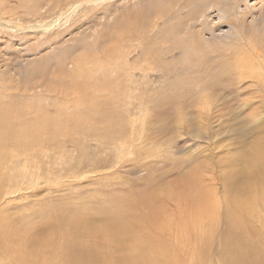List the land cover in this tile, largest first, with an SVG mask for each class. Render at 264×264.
Listing matches in <instances>:
<instances>
[{"label": "rangeland", "instance_id": "374dc122", "mask_svg": "<svg viewBox=\"0 0 264 264\" xmlns=\"http://www.w3.org/2000/svg\"><path fill=\"white\" fill-rule=\"evenodd\" d=\"M42 1L0 0V264H20L46 239L61 237L56 227L66 228L76 209L90 215L77 243L102 264L106 256L92 251L124 264L125 244L127 264H264L261 59L248 51L254 67L245 72H259L243 78L220 65L237 48L231 38L207 47L200 40L199 53L189 55L205 62L192 71L189 38L197 40L198 26L217 15L214 6L198 15L193 5L201 0H46L52 8H31ZM241 5L249 19L258 14ZM94 27L102 32L85 40ZM68 52L64 65L54 61ZM77 116L82 121L67 132ZM82 203L88 207L80 210ZM148 237L162 247L150 262Z\"/></svg>", "mask_w": 264, "mask_h": 264}, {"label": "bare ground", "instance_id": "6f19581e", "mask_svg": "<svg viewBox=\"0 0 264 264\" xmlns=\"http://www.w3.org/2000/svg\"><path fill=\"white\" fill-rule=\"evenodd\" d=\"M32 1V0H31ZM51 1V0H50ZM145 1V0H144ZM192 1H194V0H192ZM191 1V2H192ZM220 1V4L219 5H216L217 7H215V5H214V3H213V1H211V2H209L208 0H201V2H199V3H197V1L195 2L196 4L195 5H193L196 9V13L198 14V15H202V14H206V13H208V10L211 8V6H214V9H216L215 11H216V13H217V15L215 16L214 14H208L207 15V17L205 18V20L203 21V24H201L200 26H198V27H200L199 29H197L196 31H197V34H198V36H199V38H197V40L195 39V41H193L194 39L192 38L193 36L191 35V37L189 38V49L186 51L187 52V54L189 55V54H195V55H197L198 53H199V51L201 50V47H203V46H200L199 45V41L200 40H202L203 41V43H205L206 44V47L208 46V44L210 43L209 41L211 40L212 42L211 43H213L214 42V45H218V44H222V43H224V41L225 42H227V39H230L229 40V42H232V43H236L237 45L235 46V45H233V47H237L236 48V50L234 49V51L233 52H227L228 54H225V57H227V62H220L221 64L220 65H223V66H231V67H234L236 70H237V72L238 73H240L241 74V76H243V78H245L244 77V75H246V74H249V75H257L258 74V72L259 71H257V72H255V73H251V72H245L246 70H252L253 69V67H254V65H252V63H251V60H252V58H255V57H251L250 56V54L248 53V51H251L252 52V54H254L255 56H256V58H257V62L258 63H260V60L259 59H261V61H262V64L264 63L263 62V59L261 58V53L259 52V45H258V39L256 38V36H255V34H257V30H258V27H260V22L262 21V22H264V0H256L258 3H253V4H251L252 3V0H219ZM255 1V0H254ZM2 2V1H1ZM34 2V1H33ZM39 2V1H38ZM128 2V1H127ZM130 2V1H129ZM128 2V3H129ZM243 2H245V4L247 5H249L250 7H251V9L253 10V11H257V13L258 14H256V15H251V19H249V14H251V13H247V12H245L244 10H243V8H242V3ZM3 3V2H2ZM2 3H1V5H2ZM76 3V2H75ZM127 3V5H129ZM219 3V2H218ZM48 3H47V1L46 0H43L42 1V4L37 8V7H35V6H32L31 8L32 9H37V10H39L40 11V9L41 8H44V5H47ZM77 4H79V2H77L76 4H74V7L77 5ZM141 4V3H140ZM178 4V3H177ZM193 4V3H192ZM126 5V6H127ZM57 6H59V5H57ZM188 6H189V4H188ZM0 7H2V6H0ZM47 7L48 8H50L48 5H47ZM47 7H46V9H47ZM56 7V6H55ZM61 7V6H60ZM128 7V6H127ZM249 7V8H250ZM52 8V7H51ZM62 8V7H61ZM120 8V7H119ZM129 8V7H128ZM248 8V7H247ZM117 9V8H116ZM121 9H123V8H121ZM36 10V11H37ZM51 10V9H50ZM55 10V9H54ZM128 10V9H127ZM35 11V12H36ZM126 11V10H125ZM115 12V11H114ZM212 12V11H211ZM249 12V11H248ZM189 13H191V12H189ZM125 14H126V12H125ZM170 14V13H169ZM179 15H181V14H179ZM178 15V16H179ZM190 14H188V16H189ZM41 16V15H40ZM65 16H67L66 14H65ZM126 16V15H125ZM196 16V15H195ZM194 16V17H195ZM212 16V18H211V22L209 21L210 19V17ZM180 17V16H179ZM193 17V16H192ZM192 17H191V19H192ZM178 18V17H177ZM199 18V17H198ZM60 19V18H59ZM176 19V18H175ZM207 19H208V21H207ZM173 22V21H172ZM182 22H185V21H182ZM181 22V23H182ZM189 22V21H188ZM209 22V23H208ZM52 25H54V24H52ZM52 25H50V24H46V27L47 28H45L46 30H48L49 28H50V26H52ZM95 25H97V26H95ZM177 25V24H176ZM94 26L95 27H98L99 28V24L96 22L95 24H94ZM175 26V25H174ZM183 26L185 27V25L183 24ZM91 28V29H87V31L88 30H91L89 33H88V35H86V38H85V40H89V38H92V36L93 35H99L100 34V32H102V30L100 29V32H99V29L98 28ZM171 27V26H170ZM176 27H178V26H176ZM175 27V28H176ZM179 27H181V26H179ZM225 27H228V30H226V32H225ZM37 28V27H36ZM174 28V29H175ZM183 28V27H182ZM97 29V30H96ZM104 29V28H103ZM174 29H172V31L173 32H175L174 31ZM180 29V31L182 30L181 28H179ZM193 30V29H192ZM195 30V29H194ZM206 30H208V31H206ZM79 31H80V29H79ZM85 31V30H84ZM168 31V30H167ZM177 31H178V28H177ZM185 31V30H184ZM254 32L253 34H251V32ZM256 31V32H255ZM106 32V31H105ZM182 32H183V30H182ZM181 32H179V34H180ZM184 33V32H183ZM64 34V33H63ZM102 34V33H101ZM174 35L173 36H175L176 35V33H173ZM206 34H209V35H211L210 37H211V39L210 38H207L206 39ZM107 35V34H106ZM179 36V35H178ZM189 36V35H188ZM63 37V36H62ZM94 37V36H93ZM104 37H105V35L104 34H102L101 35V39L99 40L101 43L103 42V40H104ZM107 38V37H106ZM174 38V37H173ZM81 39V38H80ZM96 39V38H95ZM108 39V38H107ZM106 39V40H107ZM85 40H82L83 42H82V44L85 42ZM98 40V39H97ZM97 40H95V41H97ZM90 41V40H89ZM94 41V40H93ZM98 41V42H99ZM228 43V42H227ZM80 44V43H79ZM204 44V45H205ZM198 45V46H197ZM187 46V47H188ZM82 47V46H81ZM260 47H262V46H260ZM69 48V47H68ZM181 48V47H180ZM263 48V47H262ZM102 49V48H101ZM219 49V48H218ZM81 50V48L80 49H78V52ZM87 50H89V49H87ZM212 50H215V49H213V46L211 45V51ZM116 51H119V49L118 50H116ZM185 52V51H184ZM213 52V51H212ZM96 53V52H95ZM94 53V54H95ZM54 54V53H53ZM64 54V55H63ZM62 54V56H60V57H58V58H55V60L54 59H51V61L52 60H54V61H59L58 62V64L61 62V63H63V64H61V66L62 65H64V63H66L67 61L65 60V58H70L69 57V52L68 53H63ZM105 55V54H104ZM117 55V54H116ZM90 56H92V55H90ZM95 55H93V57H94ZM96 56H97V54H96ZM95 56V59L97 58ZM103 56V55H102ZM206 56V55H205ZM48 57V56H47ZM115 57V56H114ZM114 57H113V59H114ZM117 57V56H116ZM189 57V61H187L188 63H189V65L192 67V68H194L192 71H196V70H200L201 68H202V66H203V64H204V62H205V59L203 58V57H201L202 58V61H199V62H196V60H193L192 59V57L189 55L188 56ZM211 57H212V55H211ZM82 58V57H81ZM100 58V57H99ZM102 58V57H101ZM100 58V59H101ZM259 58V59H258ZM71 59V58H70ZM87 59H88V57H87ZM86 59V60H87ZM105 59V58H104ZM109 59V58H108ZM117 59V58H116ZM66 61V62H63V61ZM89 60V59H88ZM97 60V59H96ZM102 60V59H101ZM206 60H208V59H206ZM215 60V59H214ZM39 61V60H38ZM50 61V59L48 60V62ZM56 61V62H57ZM76 61V60H75ZM74 61V62H75ZM98 61V60H97ZM107 61V60H106ZM110 61H114V60H110ZM209 61V60H208ZM221 61V60H220ZM35 62H37V61H35ZM72 62V61H71ZM70 61L68 62V65H69V67H70V63H71ZM86 62V61H85ZM211 62H212V60H211ZM25 63V62H24ZM78 63V62H77ZM88 63V62H87ZM90 63V62H89ZM88 63V64H89ZM103 63H104V61H103ZM103 63H101V64H103ZM73 64V63H72ZM80 64V63H79ZM219 64V63H218ZM28 65V64H27ZM73 65H76L75 63L73 64ZM91 65V64H90ZM212 65V64H211ZM54 66H56V65H54ZM89 66V65H88ZM214 66V65H213ZM222 66V67H223ZM259 66V68H262L264 65H258ZM76 67V66H75ZM78 67V66H77ZM80 67L81 66H79V68L78 69H80ZM84 67V66H83ZM93 67V66H92ZM95 67V66H94ZM107 67V66H106ZM58 68V67H57ZM85 68H86V66H85ZM90 68V67H89ZM88 68V69H89ZM212 68V67H211ZM214 68H218V67H214ZM25 69H26V66H25ZM66 69H68V68H66ZM87 69V68H86ZM94 69V68H93ZM96 69V68H95ZM111 69V68H110ZM54 70V69H53ZM62 70H65V68L64 69H62ZM91 71H92V69H90ZM118 70V69H117ZM223 70V69H222ZM66 71V70H65ZM82 71H83V69H82ZM87 71H89V70H87ZM47 72V71H46ZM58 72V71H57ZM56 72V73H57ZM67 72V71H66ZM69 72V71H68ZM109 72V71H108ZM81 73V72H80ZM194 73V72H193ZM243 73V74H242ZM16 74V73H15ZM46 74V73H45ZM108 74V73H107ZM112 74H113V72H112ZM19 75V74H18ZM48 75V74H47ZM64 75V74H63ZM98 75V74H97ZM104 75H106V74H104ZM116 75V74H115ZM224 75V74H223ZM73 76V75H72ZM76 76V75H75ZM218 76V75H217ZM216 76V77H217ZM37 77V76H36ZM35 77V78H36ZM79 77V76H78ZM101 78H103V77H101ZM37 79V78H36ZM86 79V78H85ZM98 79V78H97ZM244 80H247V79H244ZM49 81V80H48ZM242 81H243V79H242ZM41 83V82H40ZM240 83V82H239ZM249 85L250 84H246V87H249ZM43 86V85H42ZM93 86V85H92ZM190 86V85H189ZM245 87V88H246ZM78 89V88H77ZM36 91H41L42 89H41V87H38V89H35ZM47 91V90H46ZM97 96V95H96ZM180 96H181V94H180ZM79 98V97H78ZM2 100V99H1ZM3 101V100H2ZM1 107V106H0ZM2 110V109H1ZM61 114V112L59 113V115ZM60 117H62V116H60ZM76 118H78L77 120H75V121H73L72 123H70V126H69V129H67V128H65L66 130H67V132H69V131H71V130H73L74 128V125H76V121H77V124L78 123H80L81 121H82V119H81V117L80 116H77ZM17 124V123H16ZM84 124H85V121H84ZM15 127V126H14ZM70 127H72L73 129H71ZM6 128H7V126H6ZM17 129V128H16ZM35 129V128H34ZM18 132V131H17ZM99 133V132H98ZM35 135V134H34ZM33 136V135H32ZM35 137V136H34ZM33 137V138H34ZM54 139V138H53ZM76 142V141H75ZM22 142L21 143H18V144H16V148L17 147H21L22 146ZM34 145V144H33ZM261 145L262 144H260V148H261ZM263 146H264V141H263ZM23 147V146H22ZM36 147V146H35ZM3 150H4V148H2L1 150H0V157L2 156V154H4L3 153ZM20 150V149H19ZM261 150H263L262 148H261ZM25 151V150H24ZM28 152H29V150H28ZM6 154V153H5ZM5 157V156H4ZM69 159H70V157H69ZM1 160V159H0ZM47 161V160H46ZM1 162V161H0ZM32 163V162H31ZM66 163V162H65ZM26 164V163H25ZM27 164H29L30 165V163H27ZM9 165H11V164H9ZM29 165H28V167H29ZM65 165V164H64ZM23 166V165H22ZM27 166V165H26ZM30 168V167H29ZM14 171V170H13ZM263 172H264V170H263ZM197 173V172H196ZM257 173V172H256ZM19 175V174H18ZM35 175V174H34ZM197 176V175H196ZM17 177V176H16ZM258 177V176H257ZM3 178H4V176H3ZM198 178V177H197ZM8 179V178H7ZM252 179H254V178H252ZM51 180V179H50ZM7 181V180H6ZM5 181V182H6ZM12 181V180H11ZM17 181V180H16ZM20 181V180H19ZM13 182V181H12ZM255 182V181H254ZM16 183V182H15ZM14 183V184H15ZM251 184V183H250ZM259 184V183H258ZM187 187V186H186ZM258 191V190H257ZM218 195V194H217ZM228 199V198H227ZM170 200V198H168V201ZM228 201V200H227ZM235 201V200H234ZM236 201H239V200H237L236 199ZM235 201V202H236ZM133 202V201H132ZM183 202V201H182ZM220 202V201H219ZM76 203H78V202H76ZM237 203H240V202H237ZM79 204V203H78ZM88 204V203H87ZM229 205H230V203H229ZM87 205L86 204H84V203H82L80 206H79V208H80V210L81 209H83V208H87L86 207ZM63 207V206H62ZM75 207H77V206H75ZM75 207H74V209H75ZM239 208V207H238ZM204 209V208H203ZM169 212V211H168ZM173 211H171V212H169V213H172ZM70 214L68 215V223H69V225L65 228V227H61L60 225H59V227H56L57 229H58V232L60 233V232H62L63 234H62V236L61 237H55L54 239L51 237V239H50V241H48L47 239V242H46V240L44 241V244H41V246H39L40 248H44V249H42V250H40V248H39V250L37 251L36 249V247H35V244L33 243V245H32V242L30 243L31 244V247L33 248V249H35L36 250V252H35V254L33 253V252H30L29 253V256L27 257V255L22 259V260H18V262L20 263V264H32V261L35 259V262H34V264H61V262H65V263H68V264H74V261L75 260H78L79 262H85V263H87V264H102V262L101 261H97V260H92V259H90V254H91V251H90V248H85V247H83V245H79V243L80 244H82V239L81 238H79V243H77L78 241V237H77V235H81L80 237H84L83 236V233H84V231L86 230V231H88V229H89V227H88V229H83L82 227H83V223L88 219V217H90V215L89 216H87L88 214H83V215H79V209H76V210H73V211H70L69 212ZM165 213H167V212H165ZM168 213V214H169ZM165 214H163V216H164ZM171 215V214H170ZM181 215V214H180ZM172 216L174 217V215L172 214ZM176 216V215H175ZM65 217V216H64ZM116 217H118V216H115V217H113V218H109V219H112V220H115L116 219ZM181 217V216H180ZM70 218V219H69ZM175 218V217H174ZM106 219H108V218H106ZM65 221V220H64ZM178 221V220H177ZM35 222V221H34ZM179 222V221H178ZM36 223H38V222H36ZM48 223H49V221H48ZM51 223V222H50ZM52 224V223H51ZM175 224V223H174ZM36 225V224H35ZM40 225V224H39ZM43 225H45V223L43 224ZM49 225V224H48ZM47 226V225H46ZM54 226H56V225H54ZM82 226V227H81ZM81 227V229L80 230H78L79 228ZM39 228H42V226L41 227H39ZM46 228V227H45ZM45 228H42V229H44L45 230ZM72 228V229H71ZM60 229V230H59ZM163 230V232L165 231V229L164 228H162ZM169 229H170V226H169ZM33 230V229H32ZM31 230V231H32ZM35 230H38V229H35ZM172 230V229H171ZM170 230V231H171ZM7 231V230H6ZM30 231V232H31ZM41 231V230H40ZM40 231H39V233H40ZM48 231V230H47ZM76 231H78V233L75 235V233L74 232H76ZM182 231V230H181ZM8 232V231H7ZM35 232H37V231H35ZM44 232H46V230L44 231ZM57 232V234H59ZM127 231L124 229V230H122L121 232H120V236H122V235H124L125 233H126ZM156 232V231H155ZM166 232V231H165ZM169 232V231H168ZM183 232V231H182ZM10 233V232H9ZM11 233H13V232H11ZM14 233H15V231H14ZM42 233V232H41ZM26 234H28V233H26ZM25 234V235H26ZM31 234V233H30ZM36 235V233H34L33 232V235ZM53 234V233H52ZM52 234H50V235H52ZM171 234V233H170ZM170 234H168V235H170ZM30 236L31 238L32 237H34V236ZM40 235V234H39ZM39 235H37V236H39ZM50 235L47 237V238H49L50 237ZM59 235H61V233L59 234ZM85 235V234H84ZM12 236H14V234L12 235ZM26 236H29V235H26ZM25 236V237H26ZM44 236V235H43ZM15 237V236H14ZM14 237H13V239H14ZM36 237V236H35ZM35 237H34V239H35ZM46 237V236H45ZM153 237V236H152ZM41 238V237H40ZM40 238H36L37 239V241H38V239H40ZM8 239V238H7ZM21 239H24V237L23 238H21ZM61 239H63L64 240V242L63 241H61V242H59ZM19 240V239H18ZM17 239H16V241H18ZM14 241V240H13ZM22 241V240H21ZM24 241V240H23ZM33 241V240H32ZM35 241V240H34ZM41 241H42V239H41ZM203 241V240H202ZM251 241V240H250ZM4 242V241H3ZM43 242V241H42ZM42 242H40V243H42ZM46 242V243H45ZM88 242V241H87ZM143 242L148 246V248L146 249L147 250V258H146V262H150V261H152V260H155V259H158V258H160V256L162 255L160 252H161V249H162V247H161V245L160 244H157L156 242H155V240L153 239V238H150V237H148L147 239H145V240H143ZM232 242V241H231ZM38 243V242H37ZM21 244L23 245V243L21 242ZM248 244H249V242H248ZM37 245V244H36ZM63 246V248L65 247V255H63L62 253H63V251H62V249H61V247ZM20 247H21V245H20ZM38 247V246H37ZM224 247H227V246H225L224 245ZM19 248V247H18ZM84 248L86 249V251H84ZM229 247H227L226 249L227 250H229L228 249ZM0 249H1V247H0ZM22 249V248H21ZM226 249H225V252H226ZM69 250H70V252H71V257L70 258H67L68 257V255H69ZM98 250H100V249H98ZM223 250V249H222ZM230 250H231V248H230ZM1 251V250H0ZM24 251V250H23ZM122 251H124L125 252V256H126V254H127V260L126 261H124V259H125V256L123 257V258H121L120 259V261H122V262H124V264H127L129 261H130V259H131V254H130V251H129V245H126L125 244V246H122ZM3 252H4V250H3ZM44 252H49V254H52L54 257H53V259H52V261L50 262V258L48 259V260H45V253ZM247 252V251H246ZM92 253H94V254H104L105 256H106V258L108 259V261H109V263L108 264H112V263H114V264H119V261H118V259L115 257V258H111V254H109V253H104L103 251L101 252V251H92ZM224 253V252H223ZM226 254V253H225ZM224 254V255H225ZM3 255V254H2ZM1 255V256H2ZM12 255H13V253H12ZM40 255V256H39ZM227 255H229V254H227ZM3 256H5V255H3ZM39 256V257H38ZM59 256H60V258H61V260H59ZM6 257V256H5ZM21 259V258H20ZM237 259V258H236ZM237 261V260H236ZM238 262V261H237ZM234 264V263H233Z\"/></svg>", "mask_w": 264, "mask_h": 264}]
</instances>
